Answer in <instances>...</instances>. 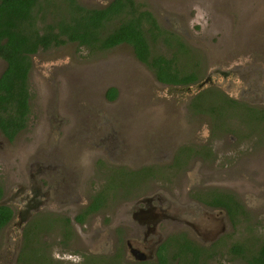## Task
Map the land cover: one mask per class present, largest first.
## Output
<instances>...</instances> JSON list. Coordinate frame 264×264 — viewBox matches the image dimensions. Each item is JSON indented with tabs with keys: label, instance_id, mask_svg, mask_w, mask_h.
I'll use <instances>...</instances> for the list:
<instances>
[{
	"label": "rangeland",
	"instance_id": "1",
	"mask_svg": "<svg viewBox=\"0 0 264 264\" xmlns=\"http://www.w3.org/2000/svg\"><path fill=\"white\" fill-rule=\"evenodd\" d=\"M109 1L77 0L80 6L87 9H104V5ZM134 1L142 4L154 14L159 21L161 30L179 35L180 40L186 46L199 52L192 53L188 48L180 45L182 51L177 52L180 55L172 50V55L181 63L178 67L183 71L187 69L188 73H194L196 81L192 83L190 90L186 89L184 86L186 84L181 85L182 87L166 89L164 85L155 81L150 70L135 57L129 45H121L112 50L92 54L87 48L80 47L76 43H66L58 48L37 53L33 58L34 68L29 77L31 103L29 125L24 134L23 145L18 148L16 156L12 154L13 151L11 157L10 155H0V169L6 170L5 167H9L10 161L15 158L27 166L30 163H38L37 156L39 154L37 153L43 147H48V150L53 149L56 153H50L47 160L54 159L56 164L63 166L66 162L68 164L69 171L60 172L66 190L53 193V195L44 191L42 193L36 191L39 194L40 206H49L53 213L60 212L74 217L73 212L77 210L76 205L81 206L87 195L91 197L94 193L102 190L106 192L108 198V209L105 210L108 217L113 215L120 219L121 216L128 214L129 211L122 212L124 209L122 207L116 209L120 202L121 204L124 201L129 202L131 197L137 194L138 189L132 186L137 184V187L140 188L142 177L117 171L116 167L123 166L133 169L142 167L134 165L137 164V158L144 156L145 152L149 151V137L155 141L154 148L155 144L163 145L171 133L180 135V130L182 132L190 130L191 126L181 127V120L191 125L190 121H195L198 118H194L192 115V106L213 111L215 116L225 114L227 112L225 102L228 99L227 96L232 94L236 96L239 92L237 88L231 87V84L215 77L217 84L220 83L223 89L220 86H215L226 93L224 97L220 91L214 88L194 94L195 86L199 81L202 82L205 77L209 76L212 68L215 70V68H223V65L226 64L232 65L231 62L238 63L239 60L241 62L246 60L244 66L249 63L251 66L254 65L259 73L257 79L264 80L260 76L261 70L264 69V0H189L188 8L177 18L173 14V8L169 6L170 3L176 4L174 0ZM172 39L178 44L177 38L172 37ZM151 51L152 56L156 54L168 56L171 52L166 48V45L162 44L161 40L151 47ZM4 69L5 62L0 59V75ZM237 77L243 82L249 79L246 71L242 72L241 76L237 72ZM108 87L120 88L124 95L132 96V101L125 100L128 96H121L114 103L106 101L105 92ZM126 89H128L127 93ZM259 92L261 96L257 98L262 101L258 102L256 99L255 102L258 107L264 108V88ZM246 99H250V97L247 96ZM122 102L123 104H121ZM230 113L238 119L247 118L245 124L242 120L229 117V122L234 125L236 134L239 136L237 142L228 139L226 134H217L213 139L207 134V128L200 127V125L192 132L194 137H199L196 142L203 139L206 141L209 136L208 140L214 141L217 145V151L220 149V152L231 157H221L216 164L217 168L228 166L233 160L234 163L228 166L233 168V172H236L239 167L246 166L251 169V171H240L242 174L236 175H241L246 180L258 178L255 182L261 188V193L259 196L245 199L246 205L249 206L247 207L248 215L246 218L240 217L236 220L237 222H233H236V226L229 236V243L241 245L254 254L264 241V124L259 127L252 120L256 116L250 115L241 105L234 106ZM124 116L131 122L128 120L124 122ZM119 118L123 121L122 124L115 121ZM52 122L62 123V129H59L58 132L54 131V127H51ZM102 122H104L103 125ZM198 123L204 124L207 121L200 117ZM169 129L173 131L168 135ZM228 129L230 130V128ZM250 132H252V138ZM58 136L67 137V140H73V143L79 141L76 150L71 151L68 155L63 154L61 150L57 152L58 147L62 146L59 145L61 139L58 142ZM34 140L35 144H33ZM39 140L42 143L38 144ZM191 142L188 144L184 141L181 145L188 144L189 149L198 146L195 144V138ZM224 143L228 150L226 152L222 150ZM64 151L66 150L64 149ZM163 156L162 152L156 154L157 159ZM4 157L8 160L11 159L9 163H6L7 160ZM100 160L106 163H97ZM72 169L79 170L72 171ZM227 172H219L220 180L224 178V175L226 176ZM0 173L3 183L6 181L9 185L8 188L5 186V192L12 189L14 185L20 184V182H14L15 177L13 176L11 180L5 171L1 170ZM157 182H159L158 184H168L165 180H157ZM112 185L124 187L123 190L127 187L130 196H123L120 191L114 192L110 188ZM19 189L24 188L20 187ZM9 193L10 191L7 195ZM16 198L21 200L20 195ZM66 200L69 201L63 202ZM70 203L73 208L64 207L65 204ZM179 209L177 206L172 210L171 214L174 215L172 217L180 216L184 219L185 216L178 213ZM115 211L117 212L115 213ZM233 214L236 215L234 212ZM220 216L222 218V215ZM56 219L53 214H40L33 219L39 229L38 237L35 236L41 247L40 255H46V251L53 256L65 253L64 258L67 259L70 248L67 244H63L59 227L60 221ZM204 220L205 223L210 222L208 217H205ZM195 224L189 220L192 230H197L201 237L212 235L202 231L203 225L199 226L200 222ZM222 225L230 229L231 224L227 219L224 221L222 218ZM75 228L77 231L80 230L77 225ZM9 230L10 228H8ZM15 230L17 231L16 228ZM78 238H73L71 252L75 250L86 252L85 248L88 247ZM14 247L15 244L11 243V249ZM108 247L107 243L105 250ZM8 251L7 253H9ZM2 252L4 250L0 252V264H4L7 257ZM220 261L217 264H245L244 260L241 261L238 258L234 260L224 257ZM185 263L184 261L183 264ZM63 264L71 263L65 260Z\"/></svg>",
	"mask_w": 264,
	"mask_h": 264
},
{
	"label": "flooded vegetation",
	"instance_id": "2",
	"mask_svg": "<svg viewBox=\"0 0 264 264\" xmlns=\"http://www.w3.org/2000/svg\"><path fill=\"white\" fill-rule=\"evenodd\" d=\"M112 1L113 0H110L105 4L104 8ZM174 1H176V4L170 3L169 6L173 8V14L175 18H177L188 8L189 0ZM149 12L152 14L150 10ZM152 15L159 23L154 14ZM168 33L171 37L178 39V44L171 40L172 44L166 46V48L171 51L170 55L167 57L170 58V61L174 64H181L180 61L172 55V50L177 55H180L177 53L178 51H182L180 46L188 48L192 53H199L186 46L184 42L180 40L179 35L170 31H168ZM164 55L166 56V54ZM34 56H32L31 59L32 67L30 74L34 68ZM245 62L239 60L238 63L231 62L232 65H223V68H215V70L212 68L209 76L205 77L202 82L199 81L195 86L196 92L194 94H200L208 88H214L220 91L221 95L224 97L226 93L223 92V88L220 86L221 84H217L218 82L215 80V77H217L221 78L227 84H231V87L237 88L239 92L236 96L233 94L227 96L228 99L225 101L227 112L225 114H217L215 116L213 111H209L205 108L201 109V107L198 106H192V115H194V118L202 117L207 123H198L197 118L195 121H190L191 125H189V123L186 124L181 120V127L188 125L191 126L190 130L187 132H182V130H180V135H178L171 133L173 130L169 129L168 135L171 134L167 137V140H165V144L159 146L155 144L156 150H154L155 141H153L151 137L148 138L149 151L145 152L144 156L142 155V157L137 158L138 165H134L142 167L138 169L126 168L123 166L116 167L115 170L117 171L124 170L128 171L127 173L130 172V174L142 177L140 180L141 189L137 187V184L132 186L138 189V192L134 191L137 192V194L132 196L129 202L124 201L122 204L121 202L119 203V207L116 210L122 207L124 208L122 212L129 211L128 214L121 216L120 219L117 215H115L117 217H113V215L108 217L105 211L108 209V198L106 192L102 190L94 193L91 197L87 195L81 206L76 205L75 207L77 210L73 212L74 217H69L60 212L57 214L53 213L49 206H40L39 194L36 191H40L41 193L44 191L47 194L53 195V193H60L62 190H66V185L64 184V179H62L60 172L69 171L68 168H63L60 164H56L54 159L47 160L50 153H56L53 149L48 150V147H43L42 150L37 153L39 154L37 156L38 163H30L29 166L23 164L18 158L10 161L11 159L8 160L4 157L5 160H7L6 163L10 161L9 167H5L6 170L0 169V171H5V174L8 175L11 180L12 176L15 177V183L20 182V184H16L12 189L8 190L10 193L7 195L8 191L5 192V190L9 185L6 181L3 183L0 177V188L3 191L0 201L5 200L6 204L2 206H8L13 211L11 221L8 222L0 234V238L3 236L0 239V252L4 250L2 253L7 256L4 264H63L65 260H68L71 264H161L160 258H163L165 264H183L184 261L186 262L185 264H217V262L224 257L234 260L238 258L242 261L241 255L236 256L234 254L232 247L236 244L229 243V236L233 233L236 226L233 221L238 220L240 217L246 218L248 215L247 207L249 206L246 205L245 199L247 200V197L249 199L251 196H259L261 188L255 182L258 179L257 177L253 180H246L243 176L236 175L242 174L240 171H251L249 167H239L236 172H233V168L228 167L234 163L232 160L228 166L217 168L216 164L219 162V159L229 156H226L224 152H220V149L217 151L215 142L209 141L208 139L209 136H212L211 138L214 139L217 134H226L228 139L234 142L238 141L239 136L236 134L234 125L229 122V117L237 118L230 113L234 106H244L246 112H249V114L251 112L254 113V111L258 112L259 116L255 121L264 124V108L258 107L255 102L256 99H258V102L262 101V99L257 97L261 96L259 90L264 88V80L257 79L259 73L256 71L257 69L255 66H251L250 63L244 66ZM184 68L186 67L184 66ZM179 69L181 72L191 74L188 73L187 69L186 71H183L181 68ZM239 69L242 70L239 71ZM244 71L248 73L249 79H251L250 83H248L249 79L243 82L237 77V72L238 75L241 76V73ZM150 72L154 76L155 81L158 84L164 85L166 89L171 87H182L181 85L164 84L155 77L153 71L150 70ZM191 75H193L194 81H196L194 73ZM260 76L264 78V69L261 70ZM234 79L236 80L233 81ZM215 85L220 86L222 89ZM184 86L187 90H190L192 88L190 87L192 83ZM110 88H114L116 92V97L112 100L106 97V92ZM108 89L105 92L106 101L114 103L121 96H128L125 100L132 101V96L124 95L120 88L108 87ZM224 91L228 93L227 90L224 89ZM127 92L128 89H126V93ZM247 96L250 97V99H246ZM123 102L125 101L123 100ZM123 102L121 104H123ZM30 103L31 99L29 105ZM127 120L128 119L124 116L123 121L125 122ZM238 120H242L243 123L246 124L247 118L242 117ZM115 121L119 124L123 122L120 118ZM128 121L131 122L130 120ZM103 124L104 122H102V125ZM28 125L29 119L26 128L12 141L7 139L0 132V155H10L11 157L13 151L12 154L16 156L18 148L23 145V138ZM199 125L200 127L204 126L207 128L206 132H208L207 134H209V136L206 141H203V139L202 141L197 140L198 142H196V139L199 137L193 136L192 130L198 128ZM62 126V123H51V127H54V131L56 132L62 129ZM228 128H230V130ZM250 134L252 138V132H250ZM58 137V142L61 139L59 145L62 146L60 148L58 147L57 152L61 150L63 154L68 155L71 151L76 150L79 141L78 143H73V140H67V137ZM193 138H195V144L198 146L189 149L187 145L193 141ZM184 141L188 144L181 145ZM39 143H42L41 140L38 141V144ZM33 144H35V140ZM64 149L66 151H64ZM222 150L225 152L228 151L225 143L222 144ZM157 152H162L164 156L157 159ZM101 162L104 161L100 160L97 163ZM78 170L72 169V171ZM226 171H228L226 176L224 175V178L220 180L219 172ZM244 176L246 175L244 174ZM156 178H158L157 180H165L168 184H158L159 182H157ZM105 184L107 187L108 184L106 179ZM20 187L24 189H19ZM110 188H115L117 192L120 191L123 193V196H130L128 195L127 187L125 190H123L124 187H115L114 185ZM98 194H100V199L94 201L93 198ZM18 195L21 196V200L16 198ZM68 201L69 200L63 202ZM220 202L226 203L234 213V206L242 210L237 217L233 216V220L223 207L216 206V204ZM177 206L180 208L178 213L185 216L184 219L180 216L172 217L174 216L171 214L172 210L176 209ZM64 207L73 208L71 203L65 204ZM95 207L97 208L95 209ZM116 212L117 211H115V213ZM40 214H53L58 221H60L59 227L63 244H67L70 248V254L67 259L64 258L65 253L60 256H53V254L47 253L46 251L47 256L40 255L41 247L38 245L36 238L39 229L36 226L37 224L33 222V219ZM219 215H222L224 221L227 219L230 222V229L222 225V218L221 216L219 217ZM205 217H208V221L210 222L205 223ZM77 218L79 221L76 220ZM189 220L192 221L194 225L200 222L199 226L203 225L202 231L212 235L209 237H201V234L199 235L197 230H192V227L189 225ZM76 225L80 227L79 231L76 230ZM8 228H10L9 231ZM74 237H79L78 239L80 242L88 247L85 248L86 252L77 250L71 252V247L73 246L72 240ZM7 243L9 244V248L7 247ZM11 243L15 244L13 249H11ZM107 243L109 247L105 250ZM227 243L228 247L226 246ZM239 246L243 247L241 245ZM203 250H205V253ZM7 251L9 253H7ZM204 254L205 257H202ZM244 256H251L250 251L246 248H244Z\"/></svg>",
	"mask_w": 264,
	"mask_h": 264
},
{
	"label": "trees",
	"instance_id": "3",
	"mask_svg": "<svg viewBox=\"0 0 264 264\" xmlns=\"http://www.w3.org/2000/svg\"><path fill=\"white\" fill-rule=\"evenodd\" d=\"M160 28L145 6L134 0H113L104 9H87L77 0H0V59L5 62L0 75L1 134L12 141L27 126L32 56L66 43H76L92 54L129 45L135 57L153 71L160 82L168 85L193 83V75L181 72L170 58L164 54L151 55V47L159 40L166 46L174 41ZM106 97L110 100L116 97L114 88L108 89ZM250 115L256 116L252 119L255 121L259 113L254 111ZM256 124L263 126L261 122ZM111 190L116 192L115 188ZM2 194L0 188V199ZM98 199L100 194L93 198L94 201ZM216 206L223 207L233 220L242 210L234 206V215L226 203ZM12 215L10 207L0 206V234ZM244 248L236 244L232 250L236 256L241 255L246 264H264V241L250 257L244 256ZM160 260L165 264L163 258Z\"/></svg>",
	"mask_w": 264,
	"mask_h": 264
},
{
	"label": "water",
	"instance_id": "4",
	"mask_svg": "<svg viewBox=\"0 0 264 264\" xmlns=\"http://www.w3.org/2000/svg\"><path fill=\"white\" fill-rule=\"evenodd\" d=\"M61 167H63V168H68V164H67V162H66V164H64V166L61 165ZM5 204H6V201H5V200L0 201V206L5 205Z\"/></svg>",
	"mask_w": 264,
	"mask_h": 264
}]
</instances>
